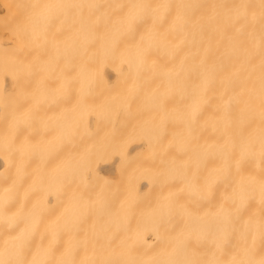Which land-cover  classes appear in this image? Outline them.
Returning <instances> with one entry per match:
<instances>
[{"label":"bare ground","instance_id":"1","mask_svg":"<svg viewBox=\"0 0 264 264\" xmlns=\"http://www.w3.org/2000/svg\"><path fill=\"white\" fill-rule=\"evenodd\" d=\"M19 1L0 264H264V0Z\"/></svg>","mask_w":264,"mask_h":264},{"label":"rangeland","instance_id":"2","mask_svg":"<svg viewBox=\"0 0 264 264\" xmlns=\"http://www.w3.org/2000/svg\"><path fill=\"white\" fill-rule=\"evenodd\" d=\"M20 5H21V2L19 0H0V35L1 33H3V38H5V34L8 32L9 29H11L10 25L11 23L13 22V20L15 19V15L18 16L19 13L18 11L20 10ZM31 10H33L31 8ZM12 29H18V27H13ZM17 31H21V30H17ZM2 36V35H1ZM9 42L8 40H4L3 41V44L6 45V48L3 49V47H0V73H1V69L6 67L7 66V58L10 56V52H12L11 50H8V46H11L9 45ZM22 51V50H21ZM24 51V49H23ZM30 89V88H28ZM12 95L15 94V91H13L11 93ZM80 95L81 94H78V100H80ZM15 97L13 98H7L6 97V100L8 101L6 103V106L8 104V107H12V106H15V107H12V108H16V109H19L20 113L25 115V110L28 108L31 113L33 109H35V107L37 106V104H39L38 102V99L36 97H30V98H26V97H21L20 99H15ZM66 96L64 95L63 97H61V101H62V105H66ZM16 101V102H15ZM9 102H13L14 104H11L12 106H10ZM33 115V114H31ZM112 137V134H108V133H104V135L102 136H97V135H94L93 136V141H106V140H109L110 138ZM46 151L44 149V147L40 146L36 149V151H30L29 152V157H30V160L28 162V166H29V172H28V175H27V179L29 180H32L34 177H38V174L36 175L35 173H37L35 171V169L37 168L38 170L42 171V167H37L36 166V163L38 162H41L42 161V157L43 155L46 154ZM39 171V172H40ZM35 172V173H34ZM168 227V226H166Z\"/></svg>","mask_w":264,"mask_h":264}]
</instances>
